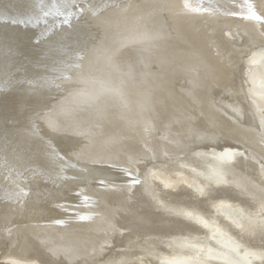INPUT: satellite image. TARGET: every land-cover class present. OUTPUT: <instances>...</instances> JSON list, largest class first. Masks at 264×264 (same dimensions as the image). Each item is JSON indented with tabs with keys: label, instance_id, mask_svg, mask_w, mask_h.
I'll return each instance as SVG.
<instances>
[{
	"label": "water",
	"instance_id": "95a60500",
	"mask_svg": "<svg viewBox=\"0 0 264 264\" xmlns=\"http://www.w3.org/2000/svg\"><path fill=\"white\" fill-rule=\"evenodd\" d=\"M263 233L264 0H0V260L192 264Z\"/></svg>",
	"mask_w": 264,
	"mask_h": 264
},
{
	"label": "bare ground",
	"instance_id": "6f19581e",
	"mask_svg": "<svg viewBox=\"0 0 264 264\" xmlns=\"http://www.w3.org/2000/svg\"><path fill=\"white\" fill-rule=\"evenodd\" d=\"M5 259L29 263L25 258ZM197 264H264V233L258 235L226 252L195 262ZM194 264V263H192Z\"/></svg>",
	"mask_w": 264,
	"mask_h": 264
},
{
	"label": "rangeland",
	"instance_id": "374dc122",
	"mask_svg": "<svg viewBox=\"0 0 264 264\" xmlns=\"http://www.w3.org/2000/svg\"><path fill=\"white\" fill-rule=\"evenodd\" d=\"M0 264H25L24 262H17L16 260H12V259H1L0 260ZM197 264V263H194Z\"/></svg>",
	"mask_w": 264,
	"mask_h": 264
},
{
	"label": "snow or ice",
	"instance_id": "6c2138e0",
	"mask_svg": "<svg viewBox=\"0 0 264 264\" xmlns=\"http://www.w3.org/2000/svg\"><path fill=\"white\" fill-rule=\"evenodd\" d=\"M254 18H255V19H260V17H258V16H254Z\"/></svg>",
	"mask_w": 264,
	"mask_h": 264
}]
</instances>
